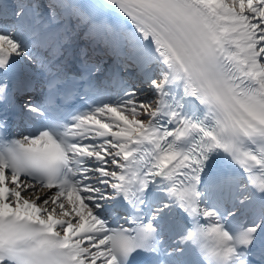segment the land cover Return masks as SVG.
Returning a JSON list of instances; mask_svg holds the SVG:
<instances>
[{
	"label": "snow or ice",
	"instance_id": "1",
	"mask_svg": "<svg viewBox=\"0 0 264 264\" xmlns=\"http://www.w3.org/2000/svg\"><path fill=\"white\" fill-rule=\"evenodd\" d=\"M0 264H264V0H0Z\"/></svg>",
	"mask_w": 264,
	"mask_h": 264
}]
</instances>
